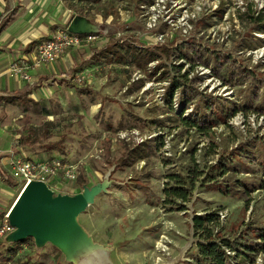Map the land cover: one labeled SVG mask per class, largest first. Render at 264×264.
<instances>
[{
  "label": "rangeland",
  "instance_id": "374dc122",
  "mask_svg": "<svg viewBox=\"0 0 264 264\" xmlns=\"http://www.w3.org/2000/svg\"><path fill=\"white\" fill-rule=\"evenodd\" d=\"M102 2L92 7L91 18L110 14L113 20L103 23L99 35H107L115 49L156 51L161 58L143 70L111 63L110 52L91 47L92 56L80 73H70L64 88L41 87L46 100L4 102L0 151L78 164L79 179L90 187L108 176L114 182L79 217L94 241L109 243L104 246L112 251L82 264L195 263L201 239L193 219L213 212L220 237L235 247L237 264H264L263 251L254 263L240 255L264 243V33L252 19L264 1ZM87 71L90 80L75 81ZM174 79L182 86L168 103ZM60 92L61 100H50ZM123 133L130 137L121 139ZM22 138L25 147L19 146ZM170 188L190 190V201L169 200ZM52 189L82 191L79 182L62 181ZM22 191L0 175V228ZM5 238L0 244H7ZM5 244L0 264H69L53 246L33 244L23 246L13 263Z\"/></svg>",
  "mask_w": 264,
  "mask_h": 264
},
{
  "label": "crops",
  "instance_id": "0c3cea01",
  "mask_svg": "<svg viewBox=\"0 0 264 264\" xmlns=\"http://www.w3.org/2000/svg\"><path fill=\"white\" fill-rule=\"evenodd\" d=\"M102 1L97 4L74 1L71 5L70 0H0V27L5 24L0 31V108H4L5 101L16 105L22 98L33 101V104L41 102L42 99L46 100L48 97L39 94H42L41 87H50L53 83L51 86L55 90L64 88L66 81L71 82L70 73H80L81 63L92 56L88 55L91 53V47L96 49L95 53L99 51L101 53L111 45L110 38H105L98 43L70 50L55 64L39 70H30L32 82L24 81L20 77H12L9 73L14 63L22 65L23 61L29 59L40 42L50 39L59 29H68L76 16H84L98 24L100 28L104 22L109 24L113 20L110 14H106L105 17L97 14L96 19L91 18L92 7L103 3ZM76 7L81 8L83 14L76 13ZM106 78L103 76L100 80ZM72 82L74 83V80ZM68 86L72 89L76 88L75 85ZM80 90L83 91L82 88ZM61 95L63 92L53 94L50 100L53 98L61 100ZM10 98H13L14 102L8 101ZM45 114L49 116L51 113L47 110ZM79 114H83V110ZM6 156L0 151V163L4 169ZM102 244L111 247L109 243L102 242Z\"/></svg>",
  "mask_w": 264,
  "mask_h": 264
},
{
  "label": "water",
  "instance_id": "95a60500",
  "mask_svg": "<svg viewBox=\"0 0 264 264\" xmlns=\"http://www.w3.org/2000/svg\"><path fill=\"white\" fill-rule=\"evenodd\" d=\"M68 30L76 35H90L99 34L101 28L79 15ZM113 183L108 176L101 183L92 187L84 185L81 192L69 195L56 194L43 181L30 182L7 217L14 231L6 236L5 242L17 244L33 239L37 249L51 245L69 264L100 259L112 249L96 243L80 224L79 217L93 206L99 195L108 193Z\"/></svg>",
  "mask_w": 264,
  "mask_h": 264
},
{
  "label": "built area",
  "instance_id": "2783aa9c",
  "mask_svg": "<svg viewBox=\"0 0 264 264\" xmlns=\"http://www.w3.org/2000/svg\"><path fill=\"white\" fill-rule=\"evenodd\" d=\"M259 2V0H256ZM262 2L264 0H261ZM263 8V6L261 7ZM109 38L107 35L90 34L76 35L69 32L67 28L59 29L50 39L40 42L34 49V53L29 59L19 63H14L9 70L12 77H20L22 80L32 82V77L29 74L30 70H39L43 67L56 63L68 51L79 49L85 45L96 43L102 39ZM75 81L82 83L90 80L89 71L83 73ZM133 136L137 133H131ZM129 134L123 133L121 139H127ZM5 166L11 175L13 181L18 183V186L24 188L32 181H43L51 189L59 185L62 181L70 185H76L80 178L79 165L68 162L64 159L51 157L47 159H31L24 154L11 152L5 158ZM53 190V189H52ZM221 218L225 217L221 213ZM14 228L10 226L6 217L5 224L0 228V240L5 238L9 233L13 232ZM159 248V247H158ZM228 256L231 257L230 264H237L232 258L235 253L230 249L225 248ZM259 260L256 264H261ZM263 264V263H262Z\"/></svg>",
  "mask_w": 264,
  "mask_h": 264
},
{
  "label": "trees",
  "instance_id": "16d2710c",
  "mask_svg": "<svg viewBox=\"0 0 264 264\" xmlns=\"http://www.w3.org/2000/svg\"><path fill=\"white\" fill-rule=\"evenodd\" d=\"M74 1L77 2H88L97 4L101 0H70L71 5L74 3ZM83 14V13H79ZM256 13L254 12L252 15V19L256 22H260L261 29L264 33V10L258 13L257 16H254ZM5 24L0 27V31L4 28ZM107 52H110L112 56L110 57V62L115 64H120L122 66H136L139 69L145 70L148 65L154 61H157L161 58V55H159L156 51H147L146 53L143 51L138 50L137 48L128 47L127 49L119 48L115 49V45L107 46L106 50ZM161 52H164L167 56L169 55L168 49H161ZM168 77L167 73H164L162 79H165ZM186 78V77H185ZM182 86L180 81L178 79H174L171 88L169 91V94L166 97V101L170 103L172 93L175 88L178 86ZM27 97V96H26ZM8 101L14 102L13 98L8 99ZM32 102L33 101H29ZM34 105H37L34 103ZM228 117V116H227ZM19 145L21 147L26 146V139L22 138L20 139ZM241 158V154H238L236 157H234L235 160L239 161ZM0 175L1 178H3L10 187L14 188L18 186V183L15 181L9 179L6 177V172L3 169H0ZM79 186L83 188L84 185H86V181L79 179ZM166 197L170 200V198H177L180 200H183L184 202L190 201L191 191L182 189V188H170L165 191ZM166 202V201H165ZM4 216V215H3ZM220 226L219 222V216L216 212L205 214V215H199L195 216L193 219V227L195 231L197 232L198 236L201 240L198 241L196 248H197V255L195 257L196 262L195 263H188V264H230L228 263L231 259L230 256L227 255L225 248H229L234 251V248L232 244L225 239L224 237H220V232L218 231V228ZM259 239H264V235H260ZM5 243H1L0 245H4ZM35 245L33 239H28L24 243H17V244H5L7 245L8 249V256H6V259L8 261H11L13 263L16 262L20 250H22L23 246L25 245ZM260 248L256 247H247L249 249L246 253H239L242 256V259L244 261H249L250 263L255 262V255L263 251L264 252V243L262 245H259ZM236 254V253H235ZM239 257V256H238ZM236 262L237 255L232 257Z\"/></svg>",
  "mask_w": 264,
  "mask_h": 264
}]
</instances>
